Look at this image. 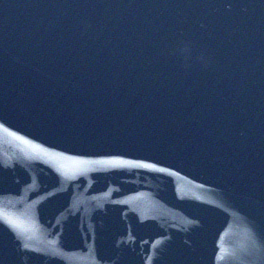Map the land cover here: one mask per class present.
<instances>
[{"label": "water", "instance_id": "95a60500", "mask_svg": "<svg viewBox=\"0 0 264 264\" xmlns=\"http://www.w3.org/2000/svg\"><path fill=\"white\" fill-rule=\"evenodd\" d=\"M0 264H264V0H0Z\"/></svg>", "mask_w": 264, "mask_h": 264}]
</instances>
